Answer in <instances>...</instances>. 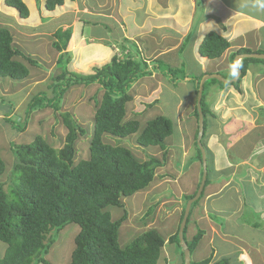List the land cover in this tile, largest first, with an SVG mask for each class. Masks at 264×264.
I'll use <instances>...</instances> for the list:
<instances>
[{"label": "crops", "instance_id": "0c3cea01", "mask_svg": "<svg viewBox=\"0 0 264 264\" xmlns=\"http://www.w3.org/2000/svg\"><path fill=\"white\" fill-rule=\"evenodd\" d=\"M24 1L29 16L19 19L15 26L13 21L14 17L19 18L18 10L0 0L3 15L0 20L7 24L8 17L7 27L13 34L18 31L22 35L19 37L23 43L20 48L24 52L26 44L36 43L37 38L44 39L41 36L30 38L29 34L46 32L53 37L60 28H72L68 46L73 56L68 64L71 70L92 73L95 67L109 62L119 53L117 49L120 57H124L130 48L133 54H140L147 61L151 74L131 88V105L135 103L138 91L139 108L129 118L138 119L139 113L146 111L145 106L160 105L162 100L172 101L171 95L175 97V109H180L183 101L189 106V112L182 119L187 121V129L182 132L181 146L182 161L188 157L192 166L182 170L180 176L177 166L170 165L175 173L170 177L177 185L175 191L179 197L164 198L174 201L175 204L170 206L172 214L165 216L164 223L150 227L157 229L165 239L158 264L185 263L182 249L169 242V237L178 230L181 214L189 201L187 196L196 194L203 176V163L198 156L199 116L195 113L200 81L206 74H219L228 80L208 78L204 82L206 129L203 145L209 166L208 182L202 198L191 206L190 237L185 238L188 244L199 230L202 231V237L191 252V261L211 258V264L228 257L226 264H264V58L248 62L240 82L236 83L240 77L232 81L237 74L233 65L236 59L238 64L243 59L238 55L264 53V0H103L93 9L84 7L81 0H65L63 5L51 11L45 6L46 0ZM43 9L46 13L56 14H47L38 21L34 16L40 15ZM31 18L34 19L29 21ZM74 20L77 22L73 23ZM67 23L70 24L65 27ZM96 25L101 31H97ZM210 31L230 41V47L218 58L203 56L199 50L204 36ZM54 41L56 37L52 43ZM242 49H249L251 53L240 52ZM160 66L166 70L178 69L183 78L165 77L158 71L162 69ZM180 83L185 90L182 96L176 93ZM168 85L172 94L162 95ZM186 90H192L193 97L185 95ZM155 154L159 156V151ZM174 155L175 151L172 153L169 147L167 160L161 168L168 161L173 164ZM183 176L185 181L179 185ZM170 181L158 183L151 196L164 194L163 184ZM152 183L145 190H150ZM150 207L155 206H149L148 212ZM160 212L162 209L156 207L152 217Z\"/></svg>", "mask_w": 264, "mask_h": 264}, {"label": "trees", "instance_id": "16d2710c", "mask_svg": "<svg viewBox=\"0 0 264 264\" xmlns=\"http://www.w3.org/2000/svg\"><path fill=\"white\" fill-rule=\"evenodd\" d=\"M5 3L16 8L20 16H29L30 11L24 0H5ZM64 3L65 0H46L45 6L51 11ZM72 32V28H60L54 33V47L64 52L57 61L61 72L51 77L49 87L52 96L45 90L36 93L27 105L23 125L17 126V122L12 124L24 131L28 117L35 109L52 107L60 112L67 133L60 148L51 145L43 135H37L30 143L11 147L15 159L10 167L9 182L0 181V241L6 244L5 252L0 254V264H51L45 256L56 242L52 232L60 231L69 224L80 226L69 264H158L165 245L163 235L155 228H148L122 246L119 230L128 218V211L124 209L121 217L113 219L110 207H123L125 197L145 190L154 181L156 169L167 160V151L163 152L161 158L154 153L147 159H140L130 146L120 143V138L133 139L144 147L160 146L164 149L166 139L174 131L173 121L167 116L157 115L147 120L141 128L139 119L127 118L128 104L133 99L130 89L141 78L151 74L147 61L140 54H133L130 48L124 57L117 53L109 62L95 67L92 73L69 69L68 64L73 56L66 50ZM14 44L11 30L0 26V78L22 80L30 74L25 59L30 66L38 67L40 64ZM229 47L227 38L210 31L204 36L199 50L203 56L218 58ZM240 52L251 53L249 49ZM251 60L256 58H243L239 63L242 74L236 83L240 82ZM158 71L173 80L183 78L178 69ZM80 84H99L103 91L96 98L97 108L90 132L74 113L61 110L66 91ZM198 86L199 83L196 91ZM201 105L205 115L204 94ZM195 113L198 117V110ZM81 136L89 138L87 157L77 159V142ZM108 138H115L117 143L107 141ZM204 138L205 133L203 143ZM198 156L202 159L199 146ZM5 173L6 164L0 155V176ZM194 195L187 196V200ZM153 212L154 208H151L148 214ZM190 216L191 212L184 235ZM179 229L180 225L169 237V242L178 244L184 256ZM201 237L202 231L199 230L188 242L191 252ZM227 259L211 264H226ZM210 261L211 258H206L191 261V264H210Z\"/></svg>", "mask_w": 264, "mask_h": 264}, {"label": "rangeland", "instance_id": "374dc122", "mask_svg": "<svg viewBox=\"0 0 264 264\" xmlns=\"http://www.w3.org/2000/svg\"><path fill=\"white\" fill-rule=\"evenodd\" d=\"M102 1L103 0H85V1L81 0V3L87 9H93V8H98L99 2ZM53 13L56 14V12ZM53 13L52 14H50L49 12L46 13L45 9H43V12L40 15L39 14L35 15L34 18L39 21L40 17L48 16V15L53 16ZM2 16H3L2 13H0V19ZM14 18L15 21H13V25L17 26L18 20L23 19L24 17L20 16L19 14V18L18 17H14ZM34 18H31L29 21L33 20ZM81 19L82 18H80V20ZM76 20H74L73 23ZM6 21L8 24V17ZM7 24H4L3 21L0 20L1 27H7ZM68 24L70 23H67L65 27H67ZM96 27L98 32L101 31V27L99 25H96ZM13 29L17 31V28H13ZM17 32L16 33L14 32V34L12 33L13 36L15 37L14 45L20 48V46L23 43H22V39L19 37L22 35L21 34L19 35ZM38 36L44 38L43 41H41L40 38H37L36 43L30 42L31 45L29 43L26 44L27 45L26 53L28 55L33 56L34 60L38 64H40V66L37 67L33 64H31L32 66H29L28 64H26L30 68V75L26 79L19 80V79H12L11 77H9V78H5L4 81L1 80L2 78H0V96L3 97L0 98V103H1L0 115H3L2 117H0V155L6 164V173L0 176V181L3 182H9L8 180L11 171L10 167L15 159V156L11 148L12 146H15L14 144L30 143L34 140V138L37 135H43L51 145L57 148L62 147L65 142V135L67 133V128L64 125L62 118L60 117V112L55 111L52 107H43V108L35 109L32 112V114L29 115L28 117L29 120L27 122L26 129L24 131H20L17 127L18 125L20 126L23 125L27 105L30 99L36 93L45 90L49 96H52L51 88L49 87V85L52 83L51 77L52 75H56V73L61 72V67L57 65V60L64 51L58 54L59 50H55L57 49L56 46L55 48H53L54 46H51L53 44L52 41L55 37L54 36L52 37L50 33L41 32L38 34L33 33L28 35V37L30 38H34ZM63 38L64 36H62L61 39ZM66 51L70 52L68 50ZM94 62H98V61H94ZM90 65L91 64L88 65V69L89 67H91ZM62 66H64L63 63ZM161 68L164 69L165 67H161ZM164 76L167 78L169 77L166 76L165 74ZM183 88L184 87L182 86V83L178 84L176 93L182 96V94L185 93V90ZM100 89L101 86L99 84L74 85L71 88H69V90L66 91L65 97L62 101L61 110L71 111L72 113H74L75 116L79 119V121L85 127L88 128L89 132L92 130L94 114L97 108L96 98H98L103 93V91ZM131 90L132 89H130V91ZM137 90H141V89H138L137 87ZM19 91L20 92L24 91L25 93L20 94ZM186 91L187 92L185 95L187 96L191 95L193 97L194 94L192 90L191 92H189L188 90ZM136 93H137L135 95L136 98L134 99L135 103L134 102L132 103L133 106L131 105V102H129L128 104L127 118L133 116L138 112L137 110L139 108V104L137 101V95L139 94L138 91ZM164 94H166V96L172 94L169 90V85L165 90L162 91V95ZM171 97L173 98V100L175 99L174 95H171L170 98ZM4 99L6 100V102H2ZM173 100L168 102L162 100L160 101L161 102L160 105L145 106L147 108L146 111L141 112L138 115L141 128L144 126L147 120L157 115H164L172 119L174 124V131L172 135H170L166 139L164 149H162L160 146L144 147L139 144H136L133 139L120 138L121 139L120 143L130 146L131 149L134 150V153L140 159H147L150 155L154 154L155 151L157 152L159 151L158 157L161 158L163 152L167 151L169 147H171L172 153L175 151V155H174L175 157L172 159L173 164H170L168 161L165 167L163 168L158 167L156 169L158 173H156L155 176L156 178L154 179L155 181H153L151 185V189L149 188L150 190L148 191L144 190L140 193H135L130 197H125L123 199L124 201L123 207L120 206L110 207V211L113 219H118L119 217H121L124 213V209L128 211V218L122 223L119 230V239L122 246L129 243L133 238H135L138 234H140L144 230H147L152 226H158L160 222L164 223V221L167 218L165 216L172 214L170 213L171 212L170 206L175 203L174 201L172 202L169 200L165 201L164 198L167 197L169 199H172V198H178L179 196L175 191L177 185H174V183H172L173 179L170 177L173 176L175 173L169 167H171L170 165L177 166L176 168L178 171L179 170L181 171L180 176H182V170L183 171H185V169L188 170L189 165H191L189 164L188 157L185 158L184 162L182 161L184 157L181 146L182 132L185 133L187 129V121L182 119H185L184 117H186L187 111L190 108L189 106L187 107L186 105L187 103L183 101L182 106H180V109H175L176 101ZM15 122H17V124ZM13 123H15L17 126L14 127L12 125ZM88 139H89L88 136H81L80 139L78 140L77 159L87 157V149L89 142ZM107 141H110L112 143H117V140L115 138H108ZM182 164L183 166H185L184 168H182L183 167ZM170 179L171 181L169 183L163 184L164 194H162L161 196L156 195L155 197L151 196L152 191H154L155 189L154 187L158 183L164 181L167 182ZM183 181H185V176L181 177L180 184L179 183L178 184L181 185ZM6 189H8V187H6ZM157 197L159 198L156 200ZM182 198L185 202V198L184 197ZM159 199H160L159 201L160 203L157 204L156 202ZM152 205L155 206L154 210L156 207L157 209L158 208L160 210L162 209V212H160L159 214L155 213L157 214L155 217L154 216L152 217V214L150 215L148 214V209H149L148 207ZM172 218H174V216H172L171 219ZM191 220L192 217H190V221ZM189 225L190 222L185 232V237L187 239L190 237ZM79 231H80V226L78 224H69L60 231L54 230V232H52L54 238L56 239V242L52 246L50 252L45 256V258L49 261V263L51 264L70 263L71 254L75 247V237L79 233ZM5 249H6V244L0 241V254L4 253ZM40 264H45V263H40Z\"/></svg>", "mask_w": 264, "mask_h": 264}, {"label": "water", "instance_id": "95a60500", "mask_svg": "<svg viewBox=\"0 0 264 264\" xmlns=\"http://www.w3.org/2000/svg\"><path fill=\"white\" fill-rule=\"evenodd\" d=\"M238 57L239 58H244V57L264 58V53L240 54V55H238ZM237 61L238 60L236 59V64L238 63ZM236 71H237V74L232 81H236L242 74L240 67L236 68ZM208 78H216L218 80H223L225 82H228V80H225L219 74H206L203 77V79L200 81V86H199V91H198V101H197L198 113H199V135H198L197 141H198V146L202 152L203 176H202V180H201V183L198 187L196 194L194 195V197L189 199V201L187 202V205H186L185 211H184V216H183V219H182L181 224H180L179 238H180V242L183 246V250H184V262H185V264H191V250H190V248H189V246L185 240L184 230H185V227H186V224L188 221L191 206L202 195V192L204 190L205 183L207 180V176H208L207 154H206V149H205L203 142H202V138H203V134H204V114H203L202 105H201L204 82Z\"/></svg>", "mask_w": 264, "mask_h": 264}, {"label": "clouds", "instance_id": "9594fccd", "mask_svg": "<svg viewBox=\"0 0 264 264\" xmlns=\"http://www.w3.org/2000/svg\"><path fill=\"white\" fill-rule=\"evenodd\" d=\"M15 43V42H14ZM57 50V49H56ZM61 51H59V53H60ZM26 53V52H25ZM27 54V53H26ZM30 56V55H29ZM24 61H27L28 62V60H24ZM58 61V60H57ZM26 64H29L30 65V63L28 62V63H26ZM70 64V63H69ZM239 67V64L237 63V64H235V65H233V68H238ZM30 75V74H29ZM29 77V76H28ZM28 77H26V78H28ZM25 78V79H26Z\"/></svg>", "mask_w": 264, "mask_h": 264}, {"label": "bare ground", "instance_id": "6f19581e", "mask_svg": "<svg viewBox=\"0 0 264 264\" xmlns=\"http://www.w3.org/2000/svg\"><path fill=\"white\" fill-rule=\"evenodd\" d=\"M117 51H118V49H117ZM120 53H118V55H119ZM31 57H33V56H31ZM34 58V57H33Z\"/></svg>", "mask_w": 264, "mask_h": 264}]
</instances>
